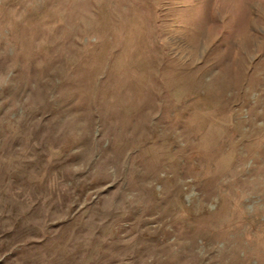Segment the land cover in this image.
Masks as SVG:
<instances>
[{"label":"rangeland","instance_id":"rangeland-1","mask_svg":"<svg viewBox=\"0 0 264 264\" xmlns=\"http://www.w3.org/2000/svg\"><path fill=\"white\" fill-rule=\"evenodd\" d=\"M0 264H264V0L0 3Z\"/></svg>","mask_w":264,"mask_h":264},{"label":"clouds","instance_id":"clouds-1","mask_svg":"<svg viewBox=\"0 0 264 264\" xmlns=\"http://www.w3.org/2000/svg\"><path fill=\"white\" fill-rule=\"evenodd\" d=\"M4 2V0H0V3H3Z\"/></svg>","mask_w":264,"mask_h":264}]
</instances>
